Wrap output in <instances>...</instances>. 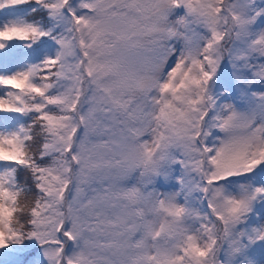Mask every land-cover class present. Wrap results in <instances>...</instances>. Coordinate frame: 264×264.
I'll return each instance as SVG.
<instances>
[{"label": "snow or ice", "instance_id": "1", "mask_svg": "<svg viewBox=\"0 0 264 264\" xmlns=\"http://www.w3.org/2000/svg\"><path fill=\"white\" fill-rule=\"evenodd\" d=\"M0 264H264V0H0Z\"/></svg>", "mask_w": 264, "mask_h": 264}, {"label": "trees", "instance_id": "2", "mask_svg": "<svg viewBox=\"0 0 264 264\" xmlns=\"http://www.w3.org/2000/svg\"><path fill=\"white\" fill-rule=\"evenodd\" d=\"M21 179H22V174H21Z\"/></svg>", "mask_w": 264, "mask_h": 264}]
</instances>
